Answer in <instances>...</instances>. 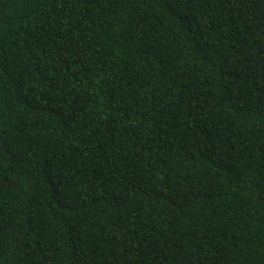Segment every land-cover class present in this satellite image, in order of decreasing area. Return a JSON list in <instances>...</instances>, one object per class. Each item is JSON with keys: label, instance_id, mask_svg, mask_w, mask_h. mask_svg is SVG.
I'll list each match as a JSON object with an SVG mask.
<instances>
[{"label": "trees", "instance_id": "obj_1", "mask_svg": "<svg viewBox=\"0 0 264 264\" xmlns=\"http://www.w3.org/2000/svg\"><path fill=\"white\" fill-rule=\"evenodd\" d=\"M0 264H264V0H0Z\"/></svg>", "mask_w": 264, "mask_h": 264}]
</instances>
